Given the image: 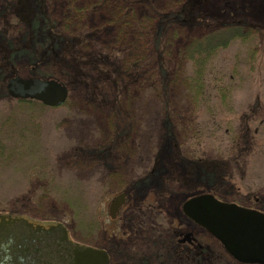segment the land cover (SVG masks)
Instances as JSON below:
<instances>
[{
  "label": "rangeland",
  "instance_id": "rangeland-1",
  "mask_svg": "<svg viewBox=\"0 0 264 264\" xmlns=\"http://www.w3.org/2000/svg\"><path fill=\"white\" fill-rule=\"evenodd\" d=\"M25 1L0 0V216L63 224L109 264H237L175 201L211 193L264 211V0H207L208 15L190 24L172 18L186 0ZM118 7H132L141 30L145 59L132 67L122 60ZM221 25L242 26V36L217 48L201 87L190 84L184 49ZM68 35L85 46L63 63L54 54ZM12 67L62 81L67 100L11 98L1 77ZM175 231L208 249L177 255Z\"/></svg>",
  "mask_w": 264,
  "mask_h": 264
},
{
  "label": "water",
  "instance_id": "water-1",
  "mask_svg": "<svg viewBox=\"0 0 264 264\" xmlns=\"http://www.w3.org/2000/svg\"><path fill=\"white\" fill-rule=\"evenodd\" d=\"M5 88L13 98L35 99L46 106L60 105L68 95L67 87L54 78L13 75L6 80ZM124 200L123 191L110 200V218L115 217ZM181 208L211 233L235 261L264 264L263 211L219 200L211 193L192 195ZM53 228L55 233L50 231ZM188 236L186 233L185 238ZM0 264H108V255L103 249L74 243L62 224L42 225L0 216Z\"/></svg>",
  "mask_w": 264,
  "mask_h": 264
},
{
  "label": "trees",
  "instance_id": "trees-1",
  "mask_svg": "<svg viewBox=\"0 0 264 264\" xmlns=\"http://www.w3.org/2000/svg\"><path fill=\"white\" fill-rule=\"evenodd\" d=\"M129 0H123V2L127 3ZM132 4L134 3V0H131ZM130 1V2H131ZM122 2V3H123ZM19 5H25L26 1L25 0H16L15 2V7ZM22 5V6H23ZM130 5V4H129ZM132 7L129 9L128 7H123V8H117L116 9V21L119 24V41L123 43L122 46H124V59L123 63L130 65L132 67L138 60L139 58H143L145 56V51L142 50L140 47L141 44V39L138 38V31H141L137 25L131 23V11ZM209 11L208 5H207V0H186L184 1L180 9L173 14L172 18L175 20H179L178 24H181V22H187V24L194 23V20L196 19V14L197 16L202 15L205 17V15H208L207 12ZM20 12V10H19ZM75 16L78 14V11H75ZM179 14H182V17H179ZM248 26L253 29V31L257 33L261 32V29H263L260 26H257L255 24L249 23ZM220 28V29H219ZM242 26H231V25H221L218 27L215 31L213 30L212 32L207 33L206 35L199 37V38H193L192 41L186 46L184 49L183 53H186L187 57V66L190 67L194 66L195 67V73L192 76L186 75L189 80L190 84H198L199 87L202 86V77L200 75L201 71L204 70V67L207 65L209 62L211 56L214 54V52L217 50V48L226 45V42L233 37L236 36H242L241 31H242ZM143 30V29H142ZM50 34H54L53 28L50 29L49 31ZM69 37H65L63 41V46L59 49V51L55 52L54 58H61V61L63 63H69L73 56V51L76 50L77 52H83L84 49V42L81 40L79 35H74L71 37V35H68ZM55 37V36H53ZM54 40L53 38L51 45L49 48L53 50L54 47ZM137 44V45H136ZM50 50V49H49ZM55 50V49H54ZM53 50V51H54ZM1 51V50H0ZM46 51V50H45ZM70 51V52H69ZM4 54V57L7 58L8 53H5L4 50L2 51ZM9 52V51H8ZM44 54V53H43ZM139 55V56H138ZM138 56V57H137ZM63 59V60H62ZM145 59V58H143ZM147 59V58H146ZM191 63V64H190ZM19 72V70L15 67H12L11 71H7L5 74L2 75L1 81L2 84H5L6 79ZM201 77V78H200ZM20 101V103H30L31 101L34 102V100L30 99H16ZM65 103V102H64ZM178 197L176 202V206L179 207L180 211L181 208L178 205L179 202L183 199V196L181 198ZM182 213V211H181ZM182 215L185 217L186 220H189L183 213ZM191 221V220H190ZM192 222V221H191ZM194 223V222H193ZM195 224V223H194ZM196 225V224H195ZM198 226V225H197ZM200 227V226H199ZM205 234H208L210 236L209 240H212L219 244V241L214 238L210 233H208L204 228L200 227ZM176 231L172 232V244H174V250L177 255H184L188 256L190 254L191 258H194L196 255H200L201 251L204 250L205 248L208 249V245H206V242H203V249L200 250L199 244L197 242H179L178 238H176ZM208 243V241H207ZM220 245V244H219ZM221 247V245H220ZM223 250V249H222ZM203 254V253H202ZM230 257V256H229ZM231 258V257H230ZM232 259V258H231ZM233 260V259H232ZM234 261V260H233ZM234 263H237L234 261ZM238 264V263H237Z\"/></svg>",
  "mask_w": 264,
  "mask_h": 264
},
{
  "label": "flooded vegetation",
  "instance_id": "flooded-vegetation-1",
  "mask_svg": "<svg viewBox=\"0 0 264 264\" xmlns=\"http://www.w3.org/2000/svg\"><path fill=\"white\" fill-rule=\"evenodd\" d=\"M12 216H14V215H12ZM16 217V216H15ZM188 238H189V240H191L192 239V237H190V236H188ZM186 239H187V237H186Z\"/></svg>",
  "mask_w": 264,
  "mask_h": 264
}]
</instances>
